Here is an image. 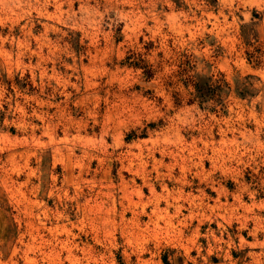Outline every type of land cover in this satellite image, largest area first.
<instances>
[{"label": "rangeland", "instance_id": "rangeland-1", "mask_svg": "<svg viewBox=\"0 0 264 264\" xmlns=\"http://www.w3.org/2000/svg\"><path fill=\"white\" fill-rule=\"evenodd\" d=\"M0 264H264V0H0Z\"/></svg>", "mask_w": 264, "mask_h": 264}]
</instances>
